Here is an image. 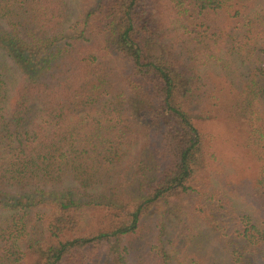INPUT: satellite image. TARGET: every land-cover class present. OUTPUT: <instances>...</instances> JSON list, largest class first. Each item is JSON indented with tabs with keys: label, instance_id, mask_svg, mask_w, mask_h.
<instances>
[{
	"label": "trees",
	"instance_id": "trees-1",
	"mask_svg": "<svg viewBox=\"0 0 264 264\" xmlns=\"http://www.w3.org/2000/svg\"><path fill=\"white\" fill-rule=\"evenodd\" d=\"M72 2L0 0V264H264V0Z\"/></svg>",
	"mask_w": 264,
	"mask_h": 264
},
{
	"label": "rangeland",
	"instance_id": "rangeland-1",
	"mask_svg": "<svg viewBox=\"0 0 264 264\" xmlns=\"http://www.w3.org/2000/svg\"><path fill=\"white\" fill-rule=\"evenodd\" d=\"M72 4L75 5L76 0H73ZM205 130L208 132L210 138L209 139L210 145L208 147L209 152L215 154V158L213 156L207 155L209 168L212 170V172L216 173L215 176L218 177V179L229 180L228 183L231 184V186L238 193L237 197L239 200L245 199V196L247 195L245 191L246 186L240 183L243 182L241 181L240 174L239 173L235 175L231 174V166L233 165L236 168H239L241 163L239 161L240 156L237 155L229 147L227 136L225 135L226 127L224 125V122L211 121L206 124ZM246 169L248 170V173H250V168L248 167L247 164H246ZM235 191H234V195H235ZM232 198L235 197L232 196ZM220 242L221 240L218 239L215 233H213L212 236H210L209 239L210 246L213 245V246H218L220 248Z\"/></svg>",
	"mask_w": 264,
	"mask_h": 264
}]
</instances>
